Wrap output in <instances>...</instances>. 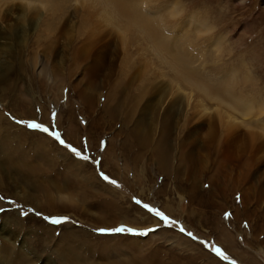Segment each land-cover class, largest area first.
Returning a JSON list of instances; mask_svg holds the SVG:
<instances>
[{
	"label": "rangeland",
	"instance_id": "obj_1",
	"mask_svg": "<svg viewBox=\"0 0 264 264\" xmlns=\"http://www.w3.org/2000/svg\"><path fill=\"white\" fill-rule=\"evenodd\" d=\"M31 1L38 2L34 10L28 0H0V150L35 154L44 149L40 164L48 169L37 175L42 188L36 191L21 182L24 177L12 171L0 151L5 162L0 181H6L0 185V264H264V177L255 176L256 171L264 173V114L255 111L241 119L251 126L241 132L253 140H240L237 155L249 171L230 170L228 177L222 172L211 180L212 173L203 175L201 169L195 174L201 177L196 187L186 182L187 173L179 181V133L185 120L174 121L168 175L161 169L167 149L159 140L167 97L171 99L176 83L186 85L141 38L132 37L122 46L123 25H108L113 16L106 6L96 2L87 10L83 0H48L56 9L45 10L40 0ZM141 3L143 14L153 13L166 36L178 44L191 42L194 66L203 79L231 80L237 94L264 111V0ZM98 36L105 38L108 60L91 74L93 59H83L81 65L79 57L90 52L99 57L91 49ZM119 103L117 112L109 114ZM132 105L136 113L128 121ZM194 113L195 103L187 126L196 138L193 148L199 149L197 139L210 132V119L220 125L215 114L191 118ZM30 123L49 132L27 127ZM203 123L206 130L196 132ZM51 133H59L89 160L78 158ZM134 134L149 140L145 148L135 143ZM74 163L85 169L79 172ZM101 172L115 183L105 181ZM9 182L18 183V196L36 200L40 208L15 196L17 188ZM120 227L128 231L116 232ZM215 248L228 259L218 257Z\"/></svg>",
	"mask_w": 264,
	"mask_h": 264
},
{
	"label": "bare ground",
	"instance_id": "obj_2",
	"mask_svg": "<svg viewBox=\"0 0 264 264\" xmlns=\"http://www.w3.org/2000/svg\"><path fill=\"white\" fill-rule=\"evenodd\" d=\"M96 2H98L102 6H106L109 10H111L113 19L108 23V25H111L113 28H117L123 25L120 31L121 33L120 38H121V41H123L121 42L122 46L129 44L130 41H132L131 40L132 37L141 38L140 40L145 42V46L149 47L153 56L157 58L164 65H167L169 69L171 70L170 72H172L174 76L176 77L175 79H178L177 80L178 82L183 83L187 87V88H183L182 86H180L179 83H176V85H174L173 93L170 94L169 96L171 99L167 97V100H166L167 105L165 104L166 108L164 109L163 116H162L163 125H162V132L160 136L161 138L159 140V146L162 149H167V151H166V155H162L163 158L165 159V162L161 166V169L164 172H166L168 175V172H169L168 149H170L172 145V130L174 127L173 126L174 121L177 119L179 121L185 120V123L184 124L182 123L183 125H181L180 133H179V137H180V143L178 147V149H180L179 150V171H178L179 178L177 177L176 179L183 182L184 181L182 178L183 173H187L186 182L191 181L193 182V186L196 187L197 185H199L201 177L195 174L197 171L200 172L201 169H202L201 170L202 173H204L203 175L212 173L210 177L211 180H214L212 178H215L216 176L219 175V173H222V172H225L223 173V175H226V177H228L229 174H231L229 172L230 170L234 171L235 169H240L244 171L245 173L246 171H249L250 169H249V166L246 164V162L239 164V162L242 161L241 160L242 156L237 155V149H240L241 147L239 145V141L243 140L244 142H249L248 138L252 139L251 135L250 137L249 136L247 137L246 134L241 132L242 129H251V126L246 125L245 124L246 121L244 123L241 121V119L251 117L252 114H255L254 113L255 111L258 112V114L262 115L264 114V111H260L259 108H258L259 110L258 111L256 107H254L253 99L250 100L251 98L248 99L246 97H243V95L237 94V92L234 90L231 84V80L227 82L225 81L223 77L219 78L220 76L218 78L212 77L211 80H209V77L203 79L202 75L199 73L197 68L194 66L195 62H193V56L195 54L193 55V53L195 52H193L191 48V42L190 41L185 42L184 40H182V42L184 41V43L178 44L175 42L173 37L171 38L169 36H166L163 33L164 29L162 28L163 30H161L159 25L154 23L155 19H154L153 13L152 15H149L148 13L143 14V12L141 11L142 0H83L82 3H83L84 8L88 10V9H91L93 4ZM27 3H28L27 4L28 8H31L32 10H34L32 7L38 2L34 4L33 1L28 0ZM39 4H41L45 10H48V7H52L53 9H56L55 8L56 3L54 4L52 2V5H51L48 0H40ZM57 4L60 5L59 3ZM148 7L149 6H147V8ZM154 8L155 7H153V9ZM155 10L156 9H154V11ZM55 11H58V10H55ZM52 14H54V12H52ZM194 18L195 16L192 15L191 20ZM196 20H199V19L196 18ZM202 34H205V32ZM104 39H105L104 37L98 36V38L95 39V41L91 44V49L94 53L98 54L99 56L98 58H97V55H94L91 52L85 55L83 54L79 57V61L81 65L83 64V59H84V62L86 63H88V61L93 59L91 60V62H95L94 65L88 68L91 70L89 72L91 74H93L92 72H95L96 70L95 66L98 67V66H101L105 62L107 63L108 56L105 53L106 47L104 44ZM177 39H180V38H177ZM183 39H187V38L185 37ZM200 57H198V60ZM74 60H75V63L78 62V59L75 58ZM200 61L201 60H199V62ZM227 74L229 73L227 72ZM233 77L234 76L230 78L234 79ZM169 85L173 86L172 83ZM168 93H171V92H168ZM117 95H120V93H117ZM122 99L123 97L120 96L119 100H122ZM205 102L213 103L214 108L213 107L208 108ZM194 103H195V107L197 108V114L194 113L191 118H196V117L201 118L204 116L211 118V116L214 117L213 114H215V117L217 118L218 123L220 125V126L217 125L216 120L214 121L213 119L212 121V119H210V122H211V123L209 122L210 132L209 133L205 132V134L203 133L202 137H198L199 140L197 139V141H200L202 143V146H200L199 148L201 149V151H199V149L193 148L196 142V138H194L193 132L190 129H188V126H187V122L189 120L188 119L189 110ZM121 104L122 103H119L118 105H115L114 107L109 109V112H110L109 114L111 113L114 114L113 111L117 112L118 107ZM130 108L131 109L125 118L128 121L133 119L132 117L136 113L135 106L132 105ZM210 109H212L214 113ZM118 115L119 114H117V116ZM114 117L116 116L113 115L112 118ZM213 126L216 127L220 133L211 129V127ZM206 127H207V124L203 123L202 125H199V127L196 128V132H198L199 130L198 128H203V130L204 129L206 130ZM134 135H135V143L138 146H143V148H145L146 143H148L149 140L144 138L140 134H134ZM161 148H159L158 146L154 147V149H161ZM190 149H194V151L192 152ZM222 149H225V150H222ZM0 151H2L4 155H6L7 161L9 162L7 164L12 165L10 166L12 171H15L16 174L19 175L20 177H24L25 180H22L21 182L23 181L26 182V184L31 185L32 189H35L36 191L41 190L40 188H42V186L39 185L38 183L39 181H37L36 179L38 177L37 175L45 173L48 169V167H46L47 164L44 166L43 164H40V161L44 163V160H43L44 149H41L38 151L36 150L35 154L33 152H26L25 150H22V149H13V148L12 149H1ZM230 153L236 154V158H233L232 156H230ZM64 156L66 155H63V157ZM224 162L226 163L225 165L223 164ZM2 163H5V162L2 160V158H0L1 171H3V169L5 168L3 166L4 164ZM74 165L79 167L78 168L79 172L81 168L85 169V166L83 164L74 163ZM205 169H206V172H203V170L205 171ZM210 169L213 172H211ZM255 176H258L261 179L264 177V173L260 171H256ZM3 178H4L3 175L0 174V180H2ZM13 182H9L11 183L9 185H14L13 187L17 188V191L15 192V196L20 197L25 203H28V204L30 203L32 206L40 208L39 207L40 204L36 202V200H31L28 198V196H25V195L18 196L20 193V191L18 190L21 187L18 186L19 185L18 183H13ZM3 183L5 184L6 181L5 180L2 182L0 181V185L1 184L3 185ZM85 186L87 185H82V188Z\"/></svg>",
	"mask_w": 264,
	"mask_h": 264
},
{
	"label": "snow or ice",
	"instance_id": "obj_3",
	"mask_svg": "<svg viewBox=\"0 0 264 264\" xmlns=\"http://www.w3.org/2000/svg\"><path fill=\"white\" fill-rule=\"evenodd\" d=\"M55 116H56V114L55 113H53L52 114V119H53V122L55 121ZM17 123H23V121H17ZM27 127H29V128H31V129H34V130H41V131H43V132H45V133H48L49 132V129L48 128H46V127H43L42 128V126L40 125V124H38V123H30V124H28L27 125ZM51 135H53L54 136V138L63 146V147H65V148H67L68 150H70L74 155H76L78 158H80L81 160H84V161H88L89 160V157L88 156H84V155H81V153L75 148V147H72L71 145H68V144H66L65 143V141L63 140V139H61V136H60V134L59 133H51ZM85 148H86V144H85ZM101 150H103V146H102V149ZM95 163L97 164V165H99L100 164V162L99 161H95ZM101 177L105 180V181H107V182H109V183H115V181H113V180H110L109 179V177L108 176H106V175H104L102 172H101ZM135 203H137L138 205L140 204V201L139 200H136L135 201ZM143 207L145 208V209H147L150 213H153L155 216H157V217H159V219L161 220V221H163V222H165V223H171V221H169V218L167 217V216H165L162 212H159V211H157V210H155V209H153V208H150L148 205H143ZM61 221H59V220H53L52 221V223H54V224H58V223H60ZM181 230V232H183V231H185L183 228H181L180 229ZM115 231L116 232H124V231H128V229H126V228H124V227H120V228H117V229H115ZM150 231H152V230H150ZM188 235H192L191 233H188ZM214 251H215V254L218 256V257H220L221 259H223V260H227L228 259V257L219 249V248H215L214 249Z\"/></svg>",
	"mask_w": 264,
	"mask_h": 264
}]
</instances>
